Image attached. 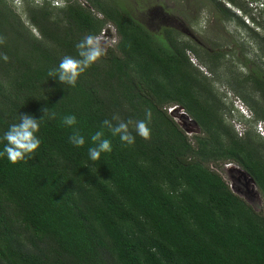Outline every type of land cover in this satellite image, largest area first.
I'll use <instances>...</instances> for the list:
<instances>
[{
  "label": "trees",
  "instance_id": "16d2710c",
  "mask_svg": "<svg viewBox=\"0 0 264 264\" xmlns=\"http://www.w3.org/2000/svg\"><path fill=\"white\" fill-rule=\"evenodd\" d=\"M211 1L221 19L248 27ZM52 2L30 0L22 13L0 0V53L9 58H0V137L20 114L40 119L49 109L34 158L0 157V264H264V134L256 129L264 125V44L234 61V51L194 43L175 28L150 32L121 0ZM108 25L116 41L75 87L48 76L63 56H76L80 39ZM223 83L252 112L240 120L242 133ZM171 108L199 131L188 133ZM147 110L150 139L133 131L135 143L125 146L105 128L112 152L89 158L103 120H143ZM67 114L77 117L82 148L68 142ZM228 164L253 179L260 209L226 180Z\"/></svg>",
  "mask_w": 264,
  "mask_h": 264
},
{
  "label": "rangeland",
  "instance_id": "374dc122",
  "mask_svg": "<svg viewBox=\"0 0 264 264\" xmlns=\"http://www.w3.org/2000/svg\"><path fill=\"white\" fill-rule=\"evenodd\" d=\"M30 0H7L15 10L22 12ZM84 1V0H83ZM125 3L129 12L141 21L144 26L153 33L162 32L166 24L174 22L176 27L180 29L185 39L192 40L194 43H200L208 48L217 43L215 47L227 52H235V58H239L242 62L246 58L251 59L254 56L253 49L256 48L257 42L264 44V0H236L238 4L244 6V9L237 7L229 0L222 1L226 8L230 9L236 16L243 19L244 24L248 27L244 28L240 21L235 19H221L218 10L211 0H121ZM64 0H53L52 5H63ZM23 13V12H22ZM25 22L26 16L21 15ZM29 26L28 21L25 22ZM252 28V29H250ZM36 34L35 30H33ZM107 45L113 44L116 39V30L113 26H107L100 35ZM220 46V47H219ZM249 49H245V48ZM243 50H247L248 56H244ZM191 59L199 65L194 55ZM239 70L246 71L248 68H242V64H238ZM200 67L203 68L201 65ZM219 91L224 96L226 105L233 107V117L230 118L236 129L242 133L244 130L245 119H250L252 112L248 106L225 83L218 84ZM176 118L188 133L198 132L199 129L195 122L190 118H184L181 109L174 111ZM243 115V116H242ZM251 120V119H250ZM262 126V128L260 127ZM264 125L259 122L256 126L257 131L261 132ZM263 131V130H262ZM223 174L231 187L240 195H242L256 209H260L263 204V198L257 190L255 184L245 178L238 166L233 164L225 165Z\"/></svg>",
  "mask_w": 264,
  "mask_h": 264
},
{
  "label": "clouds",
  "instance_id": "9594fccd",
  "mask_svg": "<svg viewBox=\"0 0 264 264\" xmlns=\"http://www.w3.org/2000/svg\"><path fill=\"white\" fill-rule=\"evenodd\" d=\"M5 42L6 37L0 35V45L5 44ZM107 47V42L100 36L91 33L86 34L75 44L76 56H63L57 67L49 69L48 76L58 79L64 85L75 87L80 76L107 55ZM0 58L5 62L9 59L4 53H0ZM41 111L43 116L40 119L24 113L19 115V122L8 127L7 131L0 137V142H3L0 157L6 156L12 164L21 161L27 163L28 160L34 158V154L41 146V140L38 136L41 122L45 116L49 115L48 107L42 108ZM151 115V111L147 110L145 119L137 121L128 119L125 121L116 113L110 119L103 120L102 128L90 135L89 158L92 161H97L103 153L112 152V142L105 136L103 130L105 128L113 137H119L120 142L125 146L135 143L133 131L145 140L150 139L151 129L149 123L151 122ZM51 116L55 118V113L52 112ZM77 123V117L74 114H67L62 118V124L72 129L68 142L76 148H82L86 141L80 130L75 127ZM131 125H134V128H130Z\"/></svg>",
  "mask_w": 264,
  "mask_h": 264
},
{
  "label": "flooded vegetation",
  "instance_id": "af4514ba",
  "mask_svg": "<svg viewBox=\"0 0 264 264\" xmlns=\"http://www.w3.org/2000/svg\"><path fill=\"white\" fill-rule=\"evenodd\" d=\"M222 2V1H221ZM243 6V5H242ZM244 7V6H243ZM217 9V8H216ZM243 21V19H241ZM244 22V21H243ZM167 26H164V27H172V28H175L177 31H180V29L178 27H176V24L174 22L172 23H168L166 24ZM163 27V28H164ZM181 32V31H180Z\"/></svg>",
  "mask_w": 264,
  "mask_h": 264
},
{
  "label": "water",
  "instance_id": "95a60500",
  "mask_svg": "<svg viewBox=\"0 0 264 264\" xmlns=\"http://www.w3.org/2000/svg\"><path fill=\"white\" fill-rule=\"evenodd\" d=\"M183 114H185V113H183ZM238 169H240L241 170V172L243 173V175H244V177L245 178H249V180H251L252 182H253V179L244 171V170H242L241 168H239L238 167ZM254 183V182H253Z\"/></svg>",
  "mask_w": 264,
  "mask_h": 264
},
{
  "label": "built area",
  "instance_id": "2783aa9c",
  "mask_svg": "<svg viewBox=\"0 0 264 264\" xmlns=\"http://www.w3.org/2000/svg\"><path fill=\"white\" fill-rule=\"evenodd\" d=\"M173 108H171V110H172ZM175 109V108H174ZM174 109L172 110V111H174ZM181 111H182V115H183V113H185V116H187L188 117V115H187V113L181 108ZM188 118H190V117H188ZM191 120V119H190ZM261 128H262V126H260ZM263 130V131H262ZM261 130V133L262 134H264V127H263V129Z\"/></svg>",
  "mask_w": 264,
  "mask_h": 264
}]
</instances>
